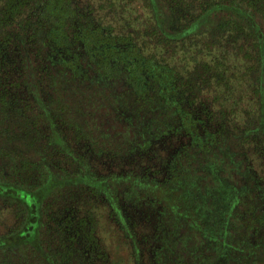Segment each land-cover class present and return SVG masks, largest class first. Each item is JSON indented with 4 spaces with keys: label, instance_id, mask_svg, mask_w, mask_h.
Instances as JSON below:
<instances>
[{
    "label": "trees",
    "instance_id": "trees-1",
    "mask_svg": "<svg viewBox=\"0 0 264 264\" xmlns=\"http://www.w3.org/2000/svg\"><path fill=\"white\" fill-rule=\"evenodd\" d=\"M120 11L129 14L125 29ZM219 12L224 16L207 40L209 32L199 27ZM179 38L192 56L185 77L169 61ZM232 78L255 85L254 106L247 112L242 107V120L239 111L226 116L220 105ZM115 85L125 88L122 103L134 100L145 112L147 126L125 139L120 194L101 202L99 190L91 189L97 195H89L90 204L66 209L82 212L74 227L61 210L54 212V201H43L50 186L41 165L45 161L63 178L79 175L84 159L77 147L90 133L81 111L98 99L115 113ZM61 98L69 102L48 108ZM206 126L213 132H194ZM173 134L192 140V148L184 141L169 153L161 181L155 180L152 159H161L156 141ZM231 139L235 158L245 164L239 176L221 174L220 162L210 156L215 147L229 149ZM260 140L264 144V0H0V161L17 183H0V198L21 211L23 233L43 237L45 264H264V173L247 156L250 145L264 156ZM187 185L205 187L196 193L202 212L195 203L196 212H188L203 220L188 232H198L214 258L203 251L194 259L183 238L170 232L173 225L143 222L139 213L148 196L141 186L157 195L161 189L180 193ZM141 224L150 230L141 232ZM155 237L162 239L160 251L150 243ZM24 240L11 236L0 245ZM113 241L124 253L116 259Z\"/></svg>",
    "mask_w": 264,
    "mask_h": 264
},
{
    "label": "rangeland",
    "instance_id": "rangeland-1",
    "mask_svg": "<svg viewBox=\"0 0 264 264\" xmlns=\"http://www.w3.org/2000/svg\"><path fill=\"white\" fill-rule=\"evenodd\" d=\"M136 1L139 2L141 0ZM120 15L123 18L119 25L125 29L130 21L129 14H124L120 11ZM223 16L224 14H221L220 12L212 14L208 17L204 24L199 27L202 33L209 32L207 40L211 39L209 38L212 34L211 30L219 24ZM174 41L175 43L171 48L173 55L169 57V61L171 62L170 66H174V69L185 77L189 68L188 66L191 65L189 62L192 61V56L188 53V50L190 49L189 43L182 42L181 38L175 39ZM182 45L185 46V49L183 50L179 47ZM183 54L185 59H180ZM28 68L30 70L32 69L30 65ZM232 72H234V70L230 67V75ZM33 83L36 85L34 79ZM93 83L96 84L97 80H93ZM123 87L120 88L119 85H115L110 88V94L112 95L111 101L113 104H118L119 108L115 111V113L110 108L103 107L100 103H98V99L95 102L90 103L89 106L83 107L81 113H84L85 115L82 123H85L86 125V132L90 133L88 134L89 140L87 142L81 141L77 147L78 152H80L79 154L84 159L82 169L78 176L63 178L58 176L55 169H53L52 166L48 165L45 161L41 165L42 169L44 171L47 170L48 172V185L50 186V190L43 192V201L45 202L48 199H50V201H54L52 206L54 212L55 210H61L65 219H72L74 227L78 223L77 219L80 218L82 212L75 215L74 210L70 212V210L66 209L69 208L70 205L76 206L80 202L87 204L89 202L90 204L91 198L89 195L94 197L97 195V192L92 194L91 189L99 190L98 201L101 202L113 197L114 192L120 194L118 191H120L121 179L124 178L125 160L123 161L122 154L125 150V139H133V135L140 133V126H147L148 117L145 115L144 111L140 113L137 111L138 105L134 104V100H127L122 103L126 95L123 93L125 90ZM231 87L232 89L230 94L226 96L227 98L225 101L220 102V105L226 116L235 110L239 111L242 120L243 117H245L244 111L247 112L254 106L256 95L253 90L255 89V85L251 81L246 82L241 81L238 78H232ZM68 102L69 101L66 98H61L54 104H49L50 102H48L47 105L48 108L59 109L60 106H63L64 104L66 105ZM121 104H123L124 107H120ZM70 105H72V102H70ZM242 107H244V111L242 110ZM216 122L217 121H214L212 124L215 125ZM205 131H208V133L213 132L212 128L207 126L206 128L199 127L194 132L198 135L204 133ZM183 138L185 139V135ZM184 141L187 143L188 148H192L190 145L192 140L188 139L181 141L179 140V136L174 134L171 135L170 139L156 141V144L159 145V147L154 148V151L157 150L159 152L161 159H158L157 157L152 159L153 165H151V174H153V178L155 180L161 181L162 176L160 175V172L165 171V167H162L163 159L169 153L175 155L176 149H181L180 145ZM163 142L164 144H160ZM232 142L233 140L231 139L228 143H226V146L229 149L225 146L215 147V150L210 153V156H214V160L220 162V164H218L222 169L221 174L222 172H225V174H228L229 176H239V174L243 173L242 169H244L243 167L245 164L242 162V164H239V160L235 158ZM261 144L264 145L262 142ZM1 145L5 144L1 143L0 147H2ZM250 147L251 148L247 154L248 160L251 161L254 170H262L264 173V165H261L262 162L264 164V156L261 154V149L258 148V150L253 145H250ZM118 150L122 151V153L120 152V154H117L116 151ZM5 169L6 167L1 165L0 161V170H3L0 172V183L17 184L15 180L9 176V172ZM157 170L159 171L157 172ZM187 187L190 188L189 185H187ZM188 188H184L180 193L161 189L157 195H152L149 193V188L141 186V189H145L148 192L146 193L148 196L146 199L144 198L145 200L141 203L142 209H140L139 213H144L142 217L143 222L146 221L149 223L150 220H153L154 222L165 221L168 228L173 225V227L170 228V232H173L176 236L183 238L184 242L188 245L187 249H192L195 252L194 254H191L194 259H196L203 251L210 254L214 258L212 250L209 248H207V250L205 249V242L201 240L200 234L198 232H188L190 228H193L194 230L196 228L198 229V224H201L203 220L202 218L191 217L188 212H190L189 209L191 208L195 211L194 203L198 213L200 214L202 212V208L199 207L200 203L197 202V198H199V196L196 193L200 190L203 192L205 187L204 189L199 188V190L190 188L192 193H190ZM207 191L212 193L211 189H208ZM25 227V218L22 216V213L17 206L12 204L11 200L0 198V243L1 240L11 236L21 235L24 239H26L15 246L0 245V264H10L13 263V261L19 260L24 261L26 264L46 263L47 258L42 254V250H44L42 244L43 237L39 234L36 240H33V237L29 238L28 234L23 233ZM139 229H141V232L145 231V233L150 230L148 224L145 226L141 224ZM35 231H37V227ZM144 237L151 238L153 236L146 235ZM27 238L29 239L27 240ZM151 242L154 243V247H156V250L159 251L164 246L161 244L162 239L158 237L150 239V243ZM145 244H147V242ZM176 247H178L177 249L180 248V246ZM112 248V259H116L120 257L121 254H124L118 247L116 241H113ZM210 255L208 256L205 254L207 258H209ZM126 259L127 258H125V261ZM192 263L200 264V261L196 260ZM125 264H132V262L127 260Z\"/></svg>",
    "mask_w": 264,
    "mask_h": 264
}]
</instances>
